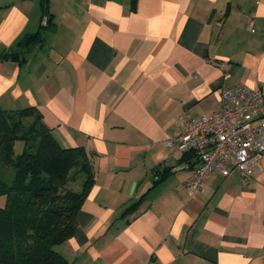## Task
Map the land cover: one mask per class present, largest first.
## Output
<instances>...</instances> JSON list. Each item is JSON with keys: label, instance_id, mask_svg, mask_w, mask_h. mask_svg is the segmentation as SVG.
I'll return each instance as SVG.
<instances>
[{"label": "crops", "instance_id": "0c3cea01", "mask_svg": "<svg viewBox=\"0 0 264 264\" xmlns=\"http://www.w3.org/2000/svg\"><path fill=\"white\" fill-rule=\"evenodd\" d=\"M38 30L23 61L0 57V107L35 108L92 163L55 246L68 264H264V155L190 193L175 143L182 112L212 114L224 88L264 94V0H0V53Z\"/></svg>", "mask_w": 264, "mask_h": 264}, {"label": "trees", "instance_id": "16d2710c", "mask_svg": "<svg viewBox=\"0 0 264 264\" xmlns=\"http://www.w3.org/2000/svg\"><path fill=\"white\" fill-rule=\"evenodd\" d=\"M40 41V30L23 34L0 57L23 61ZM93 183L85 151L61 146L35 108L0 107V264H68L55 246L77 230L76 214Z\"/></svg>", "mask_w": 264, "mask_h": 264}, {"label": "built area", "instance_id": "2783aa9c", "mask_svg": "<svg viewBox=\"0 0 264 264\" xmlns=\"http://www.w3.org/2000/svg\"><path fill=\"white\" fill-rule=\"evenodd\" d=\"M183 124L175 143L191 151L196 164L185 179L190 193L202 188L215 171L223 176L233 169L250 177L264 155V94L237 82L221 91L219 107L212 114L183 111ZM233 162L231 168L225 165Z\"/></svg>", "mask_w": 264, "mask_h": 264}, {"label": "rangeland", "instance_id": "374dc122", "mask_svg": "<svg viewBox=\"0 0 264 264\" xmlns=\"http://www.w3.org/2000/svg\"><path fill=\"white\" fill-rule=\"evenodd\" d=\"M18 115H19L18 113H15V118H16V119H19V116H18ZM22 148H23V143H22V141L17 140V141L15 142V145H14V150H15V152H16V153L21 152ZM0 198H2V199H0V205H2V204L4 203V197H3V196H0Z\"/></svg>", "mask_w": 264, "mask_h": 264}, {"label": "water", "instance_id": "95a60500", "mask_svg": "<svg viewBox=\"0 0 264 264\" xmlns=\"http://www.w3.org/2000/svg\"><path fill=\"white\" fill-rule=\"evenodd\" d=\"M48 6L45 5L44 7V13H43V19H42V25H46L47 17H48Z\"/></svg>", "mask_w": 264, "mask_h": 264}]
</instances>
